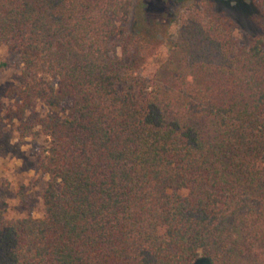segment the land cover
Here are the masks:
<instances>
[{
  "label": "trees",
  "instance_id": "obj_1",
  "mask_svg": "<svg viewBox=\"0 0 264 264\" xmlns=\"http://www.w3.org/2000/svg\"><path fill=\"white\" fill-rule=\"evenodd\" d=\"M130 4L0 0L25 106L73 105L40 122L42 217L0 213V264H264V0L246 42L194 0L149 79Z\"/></svg>",
  "mask_w": 264,
  "mask_h": 264
},
{
  "label": "rangeland",
  "instance_id": "obj_2",
  "mask_svg": "<svg viewBox=\"0 0 264 264\" xmlns=\"http://www.w3.org/2000/svg\"><path fill=\"white\" fill-rule=\"evenodd\" d=\"M193 1L130 0L125 30L140 34L155 50L143 69V78L152 77L169 57L181 16ZM207 1L234 23L235 39L246 42L259 33L253 20V0ZM122 45L121 39H115L114 51L118 56H122ZM23 68L19 54L0 49V213L8 220L42 217L43 194L51 177L37 166L39 155L48 145L47 137L39 133L40 122L49 114L68 116L73 107L72 102L54 112L39 104L26 107L20 93Z\"/></svg>",
  "mask_w": 264,
  "mask_h": 264
}]
</instances>
